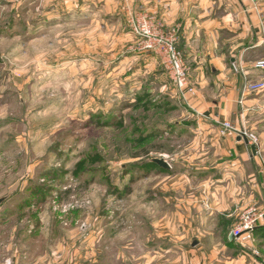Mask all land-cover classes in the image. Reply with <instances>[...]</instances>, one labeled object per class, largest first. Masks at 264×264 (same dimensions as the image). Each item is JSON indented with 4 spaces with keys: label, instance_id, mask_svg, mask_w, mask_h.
I'll list each match as a JSON object with an SVG mask.
<instances>
[{
    "label": "rangeland",
    "instance_id": "rangeland-1",
    "mask_svg": "<svg viewBox=\"0 0 264 264\" xmlns=\"http://www.w3.org/2000/svg\"><path fill=\"white\" fill-rule=\"evenodd\" d=\"M133 4L0 0V264H133L143 162L202 151Z\"/></svg>",
    "mask_w": 264,
    "mask_h": 264
},
{
    "label": "crops",
    "instance_id": "crops-1",
    "mask_svg": "<svg viewBox=\"0 0 264 264\" xmlns=\"http://www.w3.org/2000/svg\"><path fill=\"white\" fill-rule=\"evenodd\" d=\"M133 6L148 11L161 36L176 34L195 90L177 98L172 92L188 111L190 128L179 133H195L202 143L193 157H156L169 170L155 158L143 162L148 174L135 181L140 191L148 180V193L134 196L148 207V234L139 219L133 264H264V224L254 242L241 244L231 235L243 211L264 207V93L245 92L248 83L264 80V1L134 0ZM149 52L163 68L162 47ZM154 71L155 84L165 89ZM224 122L257 134L261 156L243 139L222 137Z\"/></svg>",
    "mask_w": 264,
    "mask_h": 264
},
{
    "label": "built area",
    "instance_id": "built-area-1",
    "mask_svg": "<svg viewBox=\"0 0 264 264\" xmlns=\"http://www.w3.org/2000/svg\"><path fill=\"white\" fill-rule=\"evenodd\" d=\"M256 3H260L264 0H252ZM141 25L136 29V34L142 36L147 40L146 49L154 51L159 47H162V54L164 58V65L168 70L173 84L176 90L180 94L184 95L185 92L194 94L195 90L190 85L189 69L184 63L183 57L177 49V36L173 34L169 38L161 36L156 28H146ZM260 68H264V63L259 64ZM245 92L261 94L264 93V80L258 82L248 83L245 86ZM220 134L222 137L247 139L250 146L257 147V155L261 156L260 146L261 141L257 134L253 133L244 124L241 126H235L230 122H224L221 124ZM264 224V207L257 205L251 206L239 217L237 225L231 232L234 241L241 244L254 242L256 229Z\"/></svg>",
    "mask_w": 264,
    "mask_h": 264
},
{
    "label": "water",
    "instance_id": "water-1",
    "mask_svg": "<svg viewBox=\"0 0 264 264\" xmlns=\"http://www.w3.org/2000/svg\"><path fill=\"white\" fill-rule=\"evenodd\" d=\"M247 144L248 140L247 139H243ZM251 150L253 152V155L256 156L257 155V147L256 146H251ZM154 164H156L158 167L164 169V170H169L170 169V165L166 162V160L161 159V158H155L152 161ZM6 198H2L0 199V206L6 201Z\"/></svg>",
    "mask_w": 264,
    "mask_h": 264
}]
</instances>
